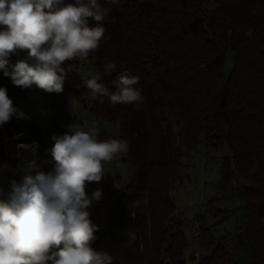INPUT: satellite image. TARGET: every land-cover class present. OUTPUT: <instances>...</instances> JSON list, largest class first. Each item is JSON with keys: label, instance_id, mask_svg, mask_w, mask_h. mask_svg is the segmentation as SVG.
<instances>
[{"label": "trees", "instance_id": "1", "mask_svg": "<svg viewBox=\"0 0 264 264\" xmlns=\"http://www.w3.org/2000/svg\"><path fill=\"white\" fill-rule=\"evenodd\" d=\"M99 2L111 9L105 39L86 61L113 91L121 66L138 76L144 97L139 110L134 104L110 106L107 98L101 103L84 84L75 88L70 74L62 93H46L53 134L67 132L62 99L71 96L81 104L86 99L94 117L117 123L116 139L129 142L122 157L133 167V177L94 206L90 219L98 231L91 247L107 251L113 264H185L190 241L174 212L170 181L179 177L181 157L202 137L225 144L229 152L219 190L235 175L245 179L229 192L230 199H240L244 213L233 232L214 243L210 238L208 254L189 258L192 264H264V0ZM228 51L233 60L225 74ZM26 55L14 54L10 62ZM109 62L117 68L104 75ZM0 87L30 117L13 118L0 128V185L7 186L49 173L50 157L28 90L14 86L2 71ZM31 142L37 144L34 150L18 147ZM229 213L213 209L215 217ZM194 219L202 222L199 215ZM128 231L136 235L132 243Z\"/></svg>", "mask_w": 264, "mask_h": 264}, {"label": "clouds", "instance_id": "2", "mask_svg": "<svg viewBox=\"0 0 264 264\" xmlns=\"http://www.w3.org/2000/svg\"><path fill=\"white\" fill-rule=\"evenodd\" d=\"M110 11L99 0H0V71L22 89L62 93L69 76L64 65L85 61L100 47ZM20 52L26 57L11 63L10 57ZM121 67L111 82L114 91L99 82L100 74L83 83L101 103L107 98L110 106L134 104L139 110L144 100L137 87L140 78ZM116 68L109 62L103 73ZM13 118L30 119L0 87V128ZM66 127L64 134L52 135L54 143L47 149L52 171L0 185V264H113L107 251L91 247L98 226L89 208L102 190L89 196L86 189L105 178V163L129 152V142L100 139L95 120H75ZM126 234L129 243L136 240L133 232Z\"/></svg>", "mask_w": 264, "mask_h": 264}, {"label": "rangeland", "instance_id": "3", "mask_svg": "<svg viewBox=\"0 0 264 264\" xmlns=\"http://www.w3.org/2000/svg\"><path fill=\"white\" fill-rule=\"evenodd\" d=\"M208 8H213L211 1H208ZM20 59H22L20 57ZM232 52L228 51L225 55L223 72L227 74L232 66ZM66 70L73 79L75 88L83 85V81L97 75L93 66L85 61H71L68 63ZM32 108L41 125L45 144L47 149L52 147V127L50 123L49 105L46 98V92L37 89H27ZM65 114L69 119V124L75 120L84 124L95 120L100 129V139H116L119 136L118 124L107 119L94 117L89 112V102L85 99L84 104L74 100L71 96H65L62 99ZM68 124V125H69ZM68 130V129H67ZM178 131V128L175 127ZM28 145L31 150L37 146L35 142L23 144ZM27 147V148H28ZM229 154L225 144H212L206 142L200 137L196 146L185 156L181 157L183 167L180 169L179 177L170 181V191L175 205L174 212L176 217L183 223V228L189 247L184 251L183 256L185 264H192L190 255L198 257L200 254H208L205 249L210 242L214 243L218 237L223 234L233 232L236 222H241L244 211L239 207L240 199H230L229 192L240 186L242 177H232L226 184L224 191L219 190L221 167L224 158ZM50 157V155H49ZM51 160V157H50ZM105 178L97 183L92 182L88 185L86 191L89 196L96 189L102 190V197L99 201H93L89 208L91 214L94 206L100 201L106 199V194L110 189H124L133 177V167L130 162L123 159L122 156L116 157L113 161L105 163ZM53 164L49 165V172L52 171ZM229 209L230 213L224 217L213 216V209ZM196 215L202 217V222H197L194 218ZM202 225L205 231L198 227ZM200 235L196 236L198 233ZM199 240L202 242L199 243ZM227 247L230 241L225 243Z\"/></svg>", "mask_w": 264, "mask_h": 264}]
</instances>
